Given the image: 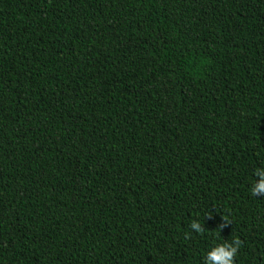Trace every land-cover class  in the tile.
<instances>
[{"label": "trees", "instance_id": "trees-1", "mask_svg": "<svg viewBox=\"0 0 264 264\" xmlns=\"http://www.w3.org/2000/svg\"><path fill=\"white\" fill-rule=\"evenodd\" d=\"M259 166L264 0H0V264H264Z\"/></svg>", "mask_w": 264, "mask_h": 264}, {"label": "clouds", "instance_id": "clouds-1", "mask_svg": "<svg viewBox=\"0 0 264 264\" xmlns=\"http://www.w3.org/2000/svg\"><path fill=\"white\" fill-rule=\"evenodd\" d=\"M250 191L254 196L264 194V166L254 167L252 170ZM190 228L194 229L196 233H201L204 230L198 220H193L190 223ZM238 247L239 241L236 239L231 241L223 239L220 243H214L203 254V264H233V257Z\"/></svg>", "mask_w": 264, "mask_h": 264}]
</instances>
